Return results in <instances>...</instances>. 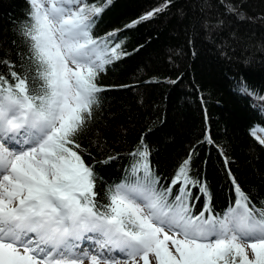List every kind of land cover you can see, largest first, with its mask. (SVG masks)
<instances>
[{
  "label": "snow or ice",
  "instance_id": "snow-or-ice-1",
  "mask_svg": "<svg viewBox=\"0 0 264 264\" xmlns=\"http://www.w3.org/2000/svg\"><path fill=\"white\" fill-rule=\"evenodd\" d=\"M25 3L11 43L19 40L26 51L17 47L12 59L11 49L0 47V264H264V200L257 205L240 185L226 151L234 195L222 213L207 182L192 174L194 149L165 186L143 136L129 153L136 158L130 174L101 197L82 141L104 115L110 86L100 83L102 73L127 55L123 30L94 35L112 0ZM225 8L241 15L238 7ZM206 142L215 144L211 135ZM257 142L264 146V138Z\"/></svg>",
  "mask_w": 264,
  "mask_h": 264
},
{
  "label": "trees",
  "instance_id": "trees-1",
  "mask_svg": "<svg viewBox=\"0 0 264 264\" xmlns=\"http://www.w3.org/2000/svg\"><path fill=\"white\" fill-rule=\"evenodd\" d=\"M87 2L99 6L104 0ZM163 4L112 0L93 30L99 37L123 30L119 36L127 53L102 73L100 83L110 86L104 115L82 141L92 152L100 195L130 174L136 158L129 153L143 136L165 186L194 149L192 174L207 182L212 206L222 213L234 195L221 155L226 151L238 182L259 205L264 146L257 129L264 131V113L255 101L264 97V0H173L164 13L125 27ZM225 5L238 7L241 15L229 14ZM26 9L25 0H0V47L11 49L12 59L17 47L26 51L19 40L11 43ZM244 87L258 96L244 94ZM207 135L215 144L206 142ZM109 156L116 159L96 163ZM203 205L201 198L198 208Z\"/></svg>",
  "mask_w": 264,
  "mask_h": 264
},
{
  "label": "water",
  "instance_id": "water-1",
  "mask_svg": "<svg viewBox=\"0 0 264 264\" xmlns=\"http://www.w3.org/2000/svg\"><path fill=\"white\" fill-rule=\"evenodd\" d=\"M258 107H261V109L264 111V102L261 101H255Z\"/></svg>",
  "mask_w": 264,
  "mask_h": 264
},
{
  "label": "bare ground",
  "instance_id": "bare-ground-1",
  "mask_svg": "<svg viewBox=\"0 0 264 264\" xmlns=\"http://www.w3.org/2000/svg\"><path fill=\"white\" fill-rule=\"evenodd\" d=\"M258 132H259V134H260L261 138H264V131H262V130L258 129Z\"/></svg>",
  "mask_w": 264,
  "mask_h": 264
}]
</instances>
